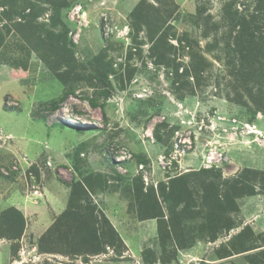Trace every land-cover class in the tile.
Listing matches in <instances>:
<instances>
[{
  "label": "rangeland",
  "instance_id": "rangeland-1",
  "mask_svg": "<svg viewBox=\"0 0 264 264\" xmlns=\"http://www.w3.org/2000/svg\"><path fill=\"white\" fill-rule=\"evenodd\" d=\"M4 1L0 0V13ZM15 1L25 5L24 0ZM67 1L70 8L80 5L86 14L85 19L89 20V26H85L86 21L71 18L69 7L60 14L68 29L67 40L62 46L73 56L77 73H68L64 85L42 59L43 70L38 80L28 79L26 83L12 85L11 82L5 84L6 80L0 78V84L5 89L7 87L6 91L11 90L10 94L0 95V222L3 211L11 207L21 211L25 220L21 238L2 237L0 226V264H21V252L24 255L22 264H253V256L264 250V238L256 236L264 232V188L258 185L254 196L234 195L236 209L219 213L220 226L215 241L211 239L216 228L213 219L216 218L210 217L209 206H203L206 191L226 197L230 188L225 184H232L240 178L243 170L264 172V58L248 63L245 72L249 75L245 79L235 75L238 51L246 52V45L237 48L234 37L228 35L224 8L231 0H174L179 8L174 10L165 28H171L168 34L175 35L170 38V45L177 48V62L191 65L192 51L177 40L187 36L198 43V48L204 53L206 61L202 63L211 64V70L204 76L202 89L196 88L195 95L176 89L174 73L153 64L149 51L151 44L144 34L136 37L133 32L131 44L130 39L126 41L122 36L105 39L101 33L99 22L102 13L107 12L113 25L123 29L130 25V11L141 0ZM148 1L152 3L154 0ZM256 5L257 0H238L235 9L239 10L240 16L250 19ZM41 8L50 9L39 3L37 10ZM50 15V11H45L37 20L41 26H49L39 29L41 36L37 37H45L47 31H51ZM261 18L263 20L259 19L252 27L256 32L255 42L247 41H261L264 17ZM258 23L261 33L256 29ZM12 24L0 19V68H26L23 60L28 59L34 48L19 37ZM215 25L219 29H214ZM209 29L210 33L205 36ZM55 31H60V28ZM46 48L51 49L48 56L53 51L57 54V47L50 42H45L40 53L33 54L39 58ZM103 53L105 62L113 66L114 72H110L105 81H94L91 85L95 72L89 63ZM128 57H131L129 64L137 70L133 80L130 83L125 81L122 87L121 77L125 80ZM50 62L55 64L57 60ZM68 69L69 66H63L59 71ZM234 80L239 86L245 81V89L248 90L243 91L246 102L228 99L230 89L227 83ZM190 82L191 92L195 81L191 79ZM13 86L18 88L15 90ZM68 89L73 90L74 95L61 102ZM32 90L34 94L30 93ZM253 98L262 100L254 102ZM88 99L95 101L97 106H90ZM56 105L60 107L58 110H54ZM43 116L47 117L46 120ZM165 120L179 131L178 135H183L186 142L180 143L176 132L169 136L172 153L179 159L177 169L173 167L170 171L166 170L169 163L162 159L170 148L156 141L153 132L155 126ZM59 122L70 125L86 122L89 128L79 132L74 126L60 127L57 125ZM94 127L97 129H91ZM161 133H165L164 128ZM33 137L37 141L27 139ZM112 143H116L120 150L115 160L105 155ZM180 144L187 145V150L178 152L176 148H180ZM15 156L23 160L17 171L13 170L17 166L13 161ZM214 156L213 164H209L208 160ZM144 158L151 166L147 183L144 182L145 190L158 201L168 234L173 229L172 219L182 213L177 222L178 229L186 236L184 247H180L174 237L163 239L158 218H142L138 212L135 183L139 180L137 172ZM32 166L38 168L41 181L36 182L34 175L33 180L29 175L30 179L27 177ZM61 180L66 184L74 180L87 184L88 192H91L89 197L107 221L101 225L106 231L108 228L113 231L115 246L106 254L88 256L84 252L87 248L79 241L73 242L71 236V252L66 247L68 241L59 240L56 236L54 245L57 252L42 250V245L49 248L42 243V237L55 218L51 214L54 211L53 196L65 189L59 182ZM182 181L195 201L193 211H202L200 215H186L177 208L172 200L175 198L169 199L172 187L182 184ZM245 184L240 185L243 192L247 190ZM59 198L68 201L65 193ZM181 204L184 206V201ZM156 210L150 215H154ZM248 228L254 234L251 235ZM241 232L246 233L242 240L247 242L244 246L262 248L221 258L219 250ZM78 248L81 253L75 255Z\"/></svg>",
  "mask_w": 264,
  "mask_h": 264
},
{
  "label": "trees",
  "instance_id": "trees-1",
  "mask_svg": "<svg viewBox=\"0 0 264 264\" xmlns=\"http://www.w3.org/2000/svg\"><path fill=\"white\" fill-rule=\"evenodd\" d=\"M237 2L238 0H231V2L225 6L224 12L226 15L224 22L229 28L228 35L231 34L230 37H234L235 46L238 48L240 46H243L244 44L246 45V52L244 50L238 51L239 59L238 61H236V63L238 62V70L234 68L236 66L233 65L235 75H241L245 79L246 75H249L247 72H245V68L248 63L254 61L255 59L264 58V36L261 35V41L259 43H254L256 32L255 30H252V27H255L256 21H258L259 19L263 20L261 17H264V0H257L255 12L254 14H252L250 19L246 18L245 16H240L239 10L235 9V5H237ZM24 3L25 5L22 6L19 5L15 0H5L2 3L3 11L0 13V19H2V21H4L5 23L8 21L13 22L12 26L14 30L20 35L19 37L21 39L28 43L31 48H34L31 49L34 53H37V51H39L40 53L45 42H50L52 45L57 47V54H55L53 51V53L49 56L48 50L51 49H44V53L43 55L39 56V60H41L42 62L43 59L45 62H47L50 65V68H52V71L56 75L57 79L65 85V76L67 77L68 73H77L78 70L77 66L74 65L75 60L73 56L71 55L69 50L62 46L64 40H67L68 29L67 26L63 23L60 14L63 9H66L68 7L70 8V3L67 0H24ZM39 3L44 6H48L50 9L41 8L37 10V5ZM178 8L179 7L174 0H154L152 3L148 0H141L129 15L130 25L132 31L136 34V37L144 34L145 39L150 42V59L153 64L156 67L163 66L164 68L174 73V82L177 83L179 89L184 90L187 93H192V95H194L196 88L202 89L204 76L208 70H211V64L205 65L202 63V61H206L204 53L198 48V43L192 42L187 38V36L178 38L177 40L179 44L184 45V48L192 51V54L190 56L191 65L186 66L177 62V48L173 45H170V38L172 36L175 37V35L168 34V30L171 28L165 27L170 23L174 10ZM45 11L51 12L49 23L52 29L51 31H47L45 37H37L41 36L39 34V29H41L42 27H49L48 25L41 26L37 23V20L44 14ZM26 12H28V14ZM259 26L260 23H258V26L256 25V29L261 33L262 30H260ZM57 28H60V31H55ZM214 29H219V26L215 25ZM209 33L210 29L205 33V36H208ZM249 39L254 40V42L247 41ZM138 52H140V54L142 53V51L139 50ZM53 59L57 60L55 64H51L50 62V60ZM104 59L105 55L103 53L101 56L96 57L89 63L92 70L95 72L93 77L91 78L92 80H90L91 85H94V81H105L108 78L109 73L114 72L113 66L105 62ZM130 61L131 57H128L126 65V70H128V72L126 73L125 80L124 77H121V82L123 83L122 87H124L125 81L130 83L133 80L135 72L137 70L135 67L129 64ZM63 66H69L70 69H68V71L60 72L59 70ZM181 67H183V73H180ZM82 68L84 70H87V67L83 66ZM191 79L195 81V84L190 92L189 84H191ZM227 87L230 89V91L227 92L228 99H230L232 102H246L244 101L246 96L243 92L246 90L245 81L241 86H239L237 85L236 80H234L233 83L228 82ZM68 90L69 91L65 93L64 98L61 100V102H64L69 96L74 95L73 90ZM253 100L254 102H257L262 99L253 98ZM88 101L90 103V106H92L93 108L97 106L95 101L90 99H88ZM59 108V105H56L54 107V110H58ZM262 110H264V107H262ZM46 118V116H43L44 120H46ZM57 125H59L60 127L66 126L61 122L57 123ZM163 128L166 130L162 135L161 132ZM173 133V129L167 130L166 125H159L155 130L156 141L165 144L167 147H170L171 138L169 136H172ZM112 149L114 152L118 150L117 146L112 143L107 147L105 155L114 160L116 158V155L115 153H111ZM15 158L16 160L14 159L13 161L17 164V166L15 165L13 167V170L17 171V168H19V165L22 166L23 162L21 158H18L16 156ZM28 175L31 178L34 175L37 179L36 182H39L42 179V176L36 166H32L28 170L27 177L29 178ZM259 175L261 176L259 177ZM263 179L264 172L245 169L243 170L240 178L238 177L232 184H225L230 188L228 191L229 193L226 197L222 198L218 192H205L207 194L204 196L203 206H209L210 217L216 218L213 219V223L216 228H214L212 232V241H215L217 239V236L215 234L218 233L217 230L220 226L218 216L219 213L236 209L233 201L234 195L238 197H241L243 194L247 196L256 195V188L258 187V185L259 188H264ZM59 182L61 183V185H64L70 189L68 206L67 210L55 220L54 225L51 226L46 231L45 236L42 237V243H45L46 246L49 247L45 248L42 245V250L51 253L57 252V247L54 244H56L57 239H59L68 241L66 243V247L70 252L73 250L72 243L74 241H79L78 243L87 248V252H84L88 254V256H98L103 253L106 254V252H108L111 247L115 246V242L113 240V231L109 228L106 231L104 225H101L103 222L107 221L101 211L97 209L96 205L89 197L91 192H88V188L86 187L87 184L75 180L71 184H66L62 180ZM241 184L247 185L246 191L243 192L240 190ZM45 187L46 186H44V189ZM135 188L137 190L136 204L138 207V212L143 215L142 218H158L159 230L162 229L163 239L167 236H170L169 238L174 237L175 241L179 243L180 247H184L186 236L184 232L178 229L179 222H177L178 218L183 216L182 213L180 212L179 216L177 214L175 220L172 219L173 229L171 228L172 231L170 232V234H168L165 229V223L163 220L164 213L160 208L158 201H155L153 197H150L151 195H149L145 190V183L142 179V176H139V180L135 183ZM172 190V196H170L169 199L175 198L172 200L175 201L178 209L182 210L183 212L187 213L186 215L190 216H196L202 213V211H193V209H195V201L193 200V196L188 189V186L184 184V181H182V184L175 185V188L172 187ZM183 201L184 206L181 204ZM157 208L158 210H156ZM154 210H156L155 214L150 215V212H154ZM1 217V236H7L8 238L12 236L14 238H21L25 230V220L21 212L13 207L3 211ZM100 226H102V228ZM66 227L68 228L67 230H65ZM180 227H182V225H180ZM13 230H16V233ZM247 231L252 235L253 231L250 228H248ZM245 234L246 233L241 232L238 235H235L234 238H231L229 244L227 246L225 245V247L219 250L221 258H227L232 254H241L262 247L258 246L255 248H250L247 245L244 246L245 243H247L245 241H242ZM54 236H56L57 239L54 240ZM70 236L72 237L73 242L69 240ZM258 238L263 239L264 234H260ZM75 252V255L78 253L80 254L81 250L78 248L75 249ZM252 263L264 264V250L253 256ZM148 264L151 263L148 262Z\"/></svg>",
  "mask_w": 264,
  "mask_h": 264
},
{
  "label": "crops",
  "instance_id": "crops-1",
  "mask_svg": "<svg viewBox=\"0 0 264 264\" xmlns=\"http://www.w3.org/2000/svg\"><path fill=\"white\" fill-rule=\"evenodd\" d=\"M135 7H136V4L134 5V7L130 11V13L133 11V9ZM125 8L128 9L129 7L126 6ZM23 61H25L23 65H27L26 68H19V67H16V66L14 67V69H13V67H7V66H3L2 68H0V70H1L0 78H2V79L4 78V80H6V81H4L5 84L6 83H10V82H11L12 85H14L13 83H16V84H18L20 82L21 83H23V82L26 83V81H29L28 79H30V80H38L41 77L42 70H43V64H42L41 60H39V58L36 56V54L31 53L30 56L28 57V59L23 60ZM9 86H10V89H12V86L11 85H9ZM13 87H14L15 90L18 88L17 86H13ZM6 89H7V87H6ZM6 89H5L4 85L0 84V95L1 94L5 95V94H10L11 93V90L10 91H6ZM14 89L12 91H14ZM30 93L34 94L33 90ZM18 96H19V94H18ZM2 116L6 117V115H4V114H2ZM42 137H44V136H42ZM27 139H36V141H37V138H35V137L27 138ZM39 148H41V147H39ZM38 151H40V150H38ZM13 155H10V156H13ZM62 186L66 190L63 189L62 192H59V194L57 196H53V198H55L54 199L55 202L53 204L54 207H52V210H54V211H52L51 214H53V217L55 216V218H54L53 224H51V226H53L54 223H55V220L67 210L69 196H70V189L67 188L64 185H62ZM46 191H48V188H46ZM63 193H65L67 195V200H68V201L66 200L67 202H65L62 198H59ZM60 199H62L63 201H61ZM64 205H66V208L64 207ZM50 227H48L46 229V231Z\"/></svg>",
  "mask_w": 264,
  "mask_h": 264
},
{
  "label": "clouds",
  "instance_id": "clouds-1",
  "mask_svg": "<svg viewBox=\"0 0 264 264\" xmlns=\"http://www.w3.org/2000/svg\"><path fill=\"white\" fill-rule=\"evenodd\" d=\"M76 6H80V5H75V6H73V7H71L70 9L72 10L74 7H76ZM137 6V5H136ZM85 13V12H84ZM104 13H107V12H104ZM108 14V13H107ZM109 15V14H108ZM109 17H110V15H109ZM86 18V17H85ZM111 18V17H110ZM111 20H112V18H111ZM86 21H87V23H88V25L86 24L85 26H89V20L88 19H86ZM101 22H102V20H101V17H100V22H99V26H100V30H101V33H102V29H101ZM112 23H113V20H112ZM125 27H129V29H130V34H129V37L128 38H125L126 39V41L127 40H129L130 38H131V36H132V33H133V31H132V28H131V25H127V26H125ZM124 28V27H123ZM130 41H131V39H130ZM131 44H132V41H131ZM34 53V52H33ZM161 67H163V66H161ZM164 68V67H163ZM183 69H182V72H180V73H183ZM173 84H175L176 85V89H179V87H178V85H177V83L176 82H174V78H173ZM204 89H205V87H204ZM179 90H181V89H179ZM201 90V89H200ZM182 91H184V90H182ZM198 91V90H197ZM197 91H196V93L195 94H197ZM186 92V91H185ZM194 94V95H195ZM185 121L183 120V124H185L184 123ZM161 124H157L156 126H155V128H154V130H153V132H154V138H155V130L157 129V127L159 126V125H166L167 126V130H174V133L173 134H175V132L177 133V135L179 134V131H176L175 130V128L173 127V125L171 126V125H169V124H171L169 121H167V120H165V121H162V122H160ZM65 124V123H64ZM180 124V123H179ZM67 127H73L74 126V129H76L77 131L79 130V132H81V131H84L85 129H88L89 127H87V123L86 122H82L81 124H79V125H70V124H68V123H66L65 124ZM182 124H180V126H181ZM91 129H97V127H94V128H91ZM166 130V129H165ZM177 138H178V141L180 142V143H183V144H186V142H184V138H183V135L181 134V135H178L177 136ZM189 138V137H188ZM156 139V138H155ZM190 140H191V138H189ZM115 146H117V144L115 143L114 144ZM180 146V148H176L177 149V151L178 152H180L181 151V149H184V151H186L187 150V145H182V144H180L179 145ZM178 146V147H179ZM167 147V146H166ZM170 149H169V151L168 152H166V156H163L162 157V159L164 160V161H166V162H168L169 163V166L168 167H166V170L167 171H170L173 167L175 168V169H177V163H179V159H178V157H176V156H174V154L172 153V148H171V146L169 147ZM117 151L116 152H114L113 151V149L111 150V153H115V155H116V158H118L119 157V152H120V150H119V147L117 146ZM222 155V154H221ZM221 155H220V158H221ZM115 158V159H116ZM114 159V160H115ZM215 160V156H214V158H212L211 160H208V163L209 164H213V161ZM23 161V160H22ZM146 159L144 158V161H143V163H140V168H139V170H138V172H137V176H142V179H143V181L144 182H146L147 183V179L149 178V172H150V170H151V166H149V164L150 163H148V161H147V163H146ZM223 161H224V159H223ZM161 162H163L162 160H161ZM251 170V169H250ZM255 170V169H254ZM261 172V171H260ZM175 179V178H174ZM170 180H173L172 178L170 179ZM11 208H13V207H11ZM14 208H16V207H14ZM17 209V208H16ZM21 212V211H20ZM254 233V232H253ZM260 234H264V232H261V233H258L256 236L258 237ZM262 248V247H261ZM23 252H21V253H19V257H20V260H19V262H21V264L24 262V255L22 254Z\"/></svg>",
  "mask_w": 264,
  "mask_h": 264
},
{
  "label": "built area",
  "instance_id": "built-area-1",
  "mask_svg": "<svg viewBox=\"0 0 264 264\" xmlns=\"http://www.w3.org/2000/svg\"><path fill=\"white\" fill-rule=\"evenodd\" d=\"M83 8L81 6H76L72 9L71 13V18L75 19L76 17L81 19L82 21H86L85 19V13L82 11ZM101 29H102V34L105 37V39H109L110 37L113 36H122L125 38L129 37L130 34V29L129 27H124L123 29L118 28L117 26H114L112 23L111 18L107 13H102L101 14ZM87 24V21H86Z\"/></svg>",
  "mask_w": 264,
  "mask_h": 264
}]
</instances>
